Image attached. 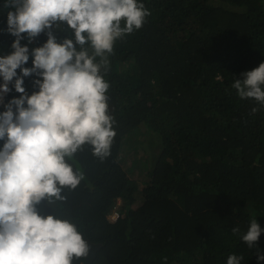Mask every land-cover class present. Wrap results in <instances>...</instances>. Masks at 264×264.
Instances as JSON below:
<instances>
[{
  "label": "trees",
  "instance_id": "16d2710c",
  "mask_svg": "<svg viewBox=\"0 0 264 264\" xmlns=\"http://www.w3.org/2000/svg\"><path fill=\"white\" fill-rule=\"evenodd\" d=\"M141 2L151 15L115 42L105 75L116 132L110 155L101 160L85 145L69 161L84 179L64 190L59 208L41 202L38 211L57 212L100 243L92 264H226L230 254L242 256L241 264H258L264 231L251 249L241 236L252 218L264 229V106L240 99L231 85L264 62V0ZM4 3L0 56L11 53L15 39L6 31L12 9ZM52 31L57 42L74 36L63 23ZM46 39L41 33L21 45L31 52ZM36 78H23L28 94L37 90ZM19 95L12 88L5 103ZM145 129L153 157L137 162L147 178L130 187L135 174L120 161L128 164L140 149L122 151ZM118 199L121 217L111 222L107 215Z\"/></svg>",
  "mask_w": 264,
  "mask_h": 264
},
{
  "label": "clouds",
  "instance_id": "9594fccd",
  "mask_svg": "<svg viewBox=\"0 0 264 264\" xmlns=\"http://www.w3.org/2000/svg\"><path fill=\"white\" fill-rule=\"evenodd\" d=\"M4 7L12 9L6 31L15 39L11 53L0 56V264H74L89 253L83 233L37 206L59 208L64 190L79 186L83 172L69 161L85 145L101 160L110 155L116 135L105 79L110 56L115 42L142 28L151 13L141 0H5ZM62 23L74 36L57 42L52 29ZM41 33L47 36L42 46L30 52L21 45ZM29 55L32 66L25 67ZM29 76L37 77L31 94L23 87ZM10 84L20 95L5 103ZM231 87L240 99L264 106V62ZM262 231L252 218L241 240L255 248ZM255 255L258 264L264 260L258 248ZM242 259L230 254L226 264Z\"/></svg>",
  "mask_w": 264,
  "mask_h": 264
},
{
  "label": "rangeland",
  "instance_id": "374dc122",
  "mask_svg": "<svg viewBox=\"0 0 264 264\" xmlns=\"http://www.w3.org/2000/svg\"><path fill=\"white\" fill-rule=\"evenodd\" d=\"M136 132H137V135L138 136L137 135H134V137L137 136V138H135V139L132 138V140H131L132 143L129 144L128 146L124 147V149H123L122 152L125 153V154H128L129 152H131V150H133V146H135V149H140V151H138L136 153L133 151V154H131L133 156V158L130 159L129 158L130 155H129V157L126 158V159H128V164H127V160H121L120 161L123 169L126 172H128L130 175L132 173L135 174L132 177V180H131L132 182L129 185L130 187L136 186L137 182H139L140 184H143L144 180L147 177L145 176V174L143 172L144 171L143 166H141V169H140V164H137V162H140L143 165L144 161L145 162L146 161H149V159H150L149 156H152L153 157V153H154V147H152V140L150 138L151 133L150 132H147L146 129L145 130H142V131L137 130ZM142 134L146 135L147 138H149L148 142H147V140L145 141L144 139H142L143 138L142 136L139 137V135H142ZM143 142H144V144L145 143L146 144L143 145V147H142L141 143H143ZM135 172H140V174L138 175V173L136 174ZM117 202H119V204H120V207L119 208L121 209L122 208V202L120 200L117 201Z\"/></svg>",
  "mask_w": 264,
  "mask_h": 264
},
{
  "label": "water",
  "instance_id": "95a60500",
  "mask_svg": "<svg viewBox=\"0 0 264 264\" xmlns=\"http://www.w3.org/2000/svg\"><path fill=\"white\" fill-rule=\"evenodd\" d=\"M87 243L89 244V253L87 255L85 259V264H92L94 259H95V255L96 252L101 248V244L100 243H93L91 241H89L88 239H86Z\"/></svg>",
  "mask_w": 264,
  "mask_h": 264
},
{
  "label": "built area",
  "instance_id": "2783aa9c",
  "mask_svg": "<svg viewBox=\"0 0 264 264\" xmlns=\"http://www.w3.org/2000/svg\"><path fill=\"white\" fill-rule=\"evenodd\" d=\"M0 83H3L2 78H0ZM6 95H5V97H6ZM5 97H4V102H5ZM0 105H2V104H0ZM119 207H120L119 202H115V204L111 208L110 213L107 215V219H109V221L116 222L120 219L121 215H120V208Z\"/></svg>",
  "mask_w": 264,
  "mask_h": 264
}]
</instances>
